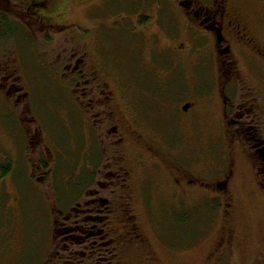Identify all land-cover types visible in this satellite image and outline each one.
<instances>
[{
    "label": "rangeland",
    "instance_id": "rangeland-1",
    "mask_svg": "<svg viewBox=\"0 0 264 264\" xmlns=\"http://www.w3.org/2000/svg\"><path fill=\"white\" fill-rule=\"evenodd\" d=\"M24 1L0 0V264H66L98 197L121 264H264V61L218 54L184 0H65L44 30ZM230 4L264 52V0Z\"/></svg>",
    "mask_w": 264,
    "mask_h": 264
},
{
    "label": "flooded vegetation",
    "instance_id": "flooded-vegetation-1",
    "mask_svg": "<svg viewBox=\"0 0 264 264\" xmlns=\"http://www.w3.org/2000/svg\"><path fill=\"white\" fill-rule=\"evenodd\" d=\"M4 1L9 2V0ZM63 1L64 0H25L23 2L24 12L18 14L15 20L19 19V22L26 23V25H29L28 27L30 28L33 27V24L37 25L40 30L50 27L59 28L60 26L55 24V21L59 18V14L57 13L59 3H63ZM8 6L0 9V13H2L3 18L7 21L9 18H14L5 15L3 12H13V14H15V9L12 10ZM179 7L187 20L196 21L198 24L196 25L201 30H204V32L213 37L217 52L222 57H230L233 55L234 41L237 45L249 50L251 53L264 61V52L254 36V31L247 26L242 21L241 17H239V15L235 12L230 4V0H209L206 2H203V0H184L179 4ZM229 83H234V81L223 80L219 85L220 93L223 98V105L225 107L229 104V99L227 100V97H225L228 95L226 88ZM232 94L235 95V92L233 91ZM248 104L244 103L243 107L247 105V110L249 111L250 106ZM191 109L192 105L186 113L190 112ZM97 115H99V113H97ZM109 133L110 136H116V134H118V127H112L109 130ZM122 141L123 139L119 140V142ZM261 154L263 156V153ZM110 175H113L116 179L118 177L121 179L120 174L111 173ZM226 178L227 179L225 181L216 185L217 189H221L223 186L226 187L228 185L230 176ZM123 179L127 180L126 178ZM193 183H195V181H190V184ZM91 206L94 209L93 212H95V215L104 214L106 211L107 213L114 211H112L109 201L103 197L93 199Z\"/></svg>",
    "mask_w": 264,
    "mask_h": 264
},
{
    "label": "trees",
    "instance_id": "trees-1",
    "mask_svg": "<svg viewBox=\"0 0 264 264\" xmlns=\"http://www.w3.org/2000/svg\"><path fill=\"white\" fill-rule=\"evenodd\" d=\"M7 25V20L0 13V35L4 34ZM9 171L10 169L2 171V178ZM260 183L264 189V182L261 178ZM119 211L125 232L128 231L129 234L133 235L136 231V223L128 199L121 205ZM113 212L107 216L104 214H96L94 217L89 214L85 215L80 222V227L75 226V231L67 230L69 234L65 238L68 239L70 247L64 251L67 254V258L64 260L66 264H121L118 244L112 236L113 232L111 234V228L115 226L113 225L115 223L113 222L114 217H112L115 212ZM59 233L61 234L62 231L60 230Z\"/></svg>",
    "mask_w": 264,
    "mask_h": 264
},
{
    "label": "water",
    "instance_id": "water-1",
    "mask_svg": "<svg viewBox=\"0 0 264 264\" xmlns=\"http://www.w3.org/2000/svg\"><path fill=\"white\" fill-rule=\"evenodd\" d=\"M191 105H187L183 108V111L187 112L190 109Z\"/></svg>",
    "mask_w": 264,
    "mask_h": 264
}]
</instances>
